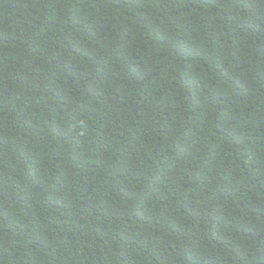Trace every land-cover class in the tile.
Here are the masks:
<instances>
[{
    "label": "trees",
    "instance_id": "trees-1",
    "mask_svg": "<svg viewBox=\"0 0 264 264\" xmlns=\"http://www.w3.org/2000/svg\"><path fill=\"white\" fill-rule=\"evenodd\" d=\"M0 264H264V0H0Z\"/></svg>",
    "mask_w": 264,
    "mask_h": 264
}]
</instances>
